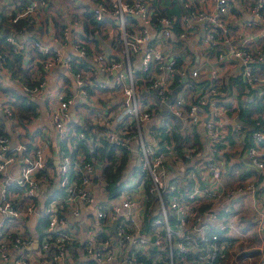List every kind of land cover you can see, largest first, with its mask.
I'll return each instance as SVG.
<instances>
[{
  "label": "built area",
  "instance_id": "1",
  "mask_svg": "<svg viewBox=\"0 0 264 264\" xmlns=\"http://www.w3.org/2000/svg\"><path fill=\"white\" fill-rule=\"evenodd\" d=\"M50 1L16 4L13 1L2 7L0 14L9 19L12 27L22 26L20 38L16 34L6 38L15 53L28 56L26 51H35L34 59L25 58V66L31 70L35 82L27 87L29 92L42 93L47 82L45 74L57 65L70 72L79 87L76 97L64 90L59 94L62 90L59 89L57 103L50 112L59 138L68 146V150L61 152L58 165L62 198L60 205L51 201L39 209L40 189L49 180L44 172L49 149L45 137L42 141L37 137L30 149L26 143L11 148L8 139L0 136V264H71L70 255L75 248H79L82 264H164L162 255L152 252L154 248L166 251L170 264H174L175 258L185 264H264V212L255 209L257 231L261 234L259 244H251L242 224L247 198L256 194L258 183L245 179L231 187L223 184L227 152L224 115L228 110L223 101L229 98V89L222 75H215L214 81L205 83L200 79L201 69L190 65L191 62H182L178 67L177 57L168 51L169 47L185 50L183 56L190 57L186 46L195 39L201 40L203 50L215 51L219 61L237 58L249 83L244 104L255 102L258 88L264 82L255 66L264 62V49L260 45L255 51L249 48L251 38L235 29L232 1L177 0L185 10L181 18L160 17L157 22L153 21L155 0L99 3L92 16L99 22L106 14L117 18L124 31L123 55L114 57L100 52L90 57L85 41L70 35L66 28L62 38L65 43L70 42L81 60L65 57L61 50L27 36L29 28L41 25L39 14L48 8ZM254 1L248 19L243 21L247 25H252V17L260 19L264 9V0ZM129 18L140 19L143 26L127 28ZM261 36L264 39V33ZM2 39L0 31V42ZM141 52L139 72L133 67L132 56ZM9 58L0 52V70L5 71ZM113 71L116 72L113 82L94 79L98 72ZM191 77L195 80L191 81ZM93 86L111 92L120 88L124 96L116 116L105 113L89 128L95 139L90 147L100 146L101 137H105L110 143L137 153L133 158L135 170L115 189L109 187L104 172L106 159H87L84 150L73 156L71 151L78 142L89 141L90 136L75 127L70 107L82 105ZM143 92L149 100H157L158 108L143 98ZM3 97L0 109L8 118H14L17 114L13 100L8 95ZM145 121L151 122L149 140L140 128ZM200 122L207 134L204 156L194 127ZM235 129L243 130V126L238 123ZM43 131L46 133L47 129ZM251 131L249 162L264 173V122L257 120ZM173 132L188 138L180 151L173 139L171 143L163 140ZM135 142L137 146H133ZM15 163L19 164V172L14 178L8 169ZM181 166L187 169L167 179ZM261 197L258 206L264 211V193ZM113 200L121 202L120 205ZM88 205L96 207L92 215L81 210ZM33 214L37 220H45L44 230L36 240L20 231L22 220L25 222ZM70 214L81 219L85 216V236L68 226ZM148 220H152L151 229L146 228ZM253 251L259 252L258 257Z\"/></svg>",
  "mask_w": 264,
  "mask_h": 264
},
{
  "label": "crops",
  "instance_id": "2",
  "mask_svg": "<svg viewBox=\"0 0 264 264\" xmlns=\"http://www.w3.org/2000/svg\"><path fill=\"white\" fill-rule=\"evenodd\" d=\"M15 4L20 1L26 3L28 0H0V9L8 3ZM110 0H51L48 8L43 10L39 14L40 26L29 28L27 36L30 39H38L45 46H49L51 49L61 50L65 57L73 56L76 60H81L80 55L70 45V42L65 43L62 34L63 31L68 28L70 35H75L74 37H80L85 41L88 54L90 57H94L100 52H104L109 56L120 57L122 56V51L124 47V31L119 25V21L116 17L110 14H106L102 22H98L92 16V11L99 3H109ZM132 1V0H128ZM233 11L235 13L236 22L234 24L235 29L243 34L244 37L251 38L248 43L249 48L256 50L257 46H262L264 49V39L262 38V33H264V9L261 12V18L255 20L251 18V24L247 25L243 23L249 17V9H251L252 4L255 3L254 0H231ZM264 8V7H263ZM1 15V14H0ZM141 28L143 26L140 19L129 18L127 23V28ZM201 29L202 25H198ZM4 28L3 21L0 20V31ZM17 38H20V34H16ZM202 37V32L200 34ZM201 40L196 41L192 39V42L187 44L186 50L190 57L183 56L185 50L176 51L169 47L168 51L177 57V61L189 64L194 67L197 66L201 69L200 79L205 83H211L215 80V75H222L224 85L229 89V98L223 103L227 106L228 110L224 115V129H225V139L227 142V152L226 160L224 163L225 171L223 176V184L225 187H231L237 184L241 180L254 179L258 183L259 188L256 194H250L247 198V208L245 209V214L243 216V227L244 230L249 233V240L251 244L257 245L261 241V234L258 233V224L255 220V209L263 208L258 206L261 204V196L264 193V173L253 168L249 162L247 147L252 143L253 138L251 135V129L255 126L257 120L264 122V82L258 88L259 95L257 100L248 105L244 104V100L247 96V89L249 83L246 78L241 73L240 61L234 57H227L225 60L219 61L217 58V53L213 50L205 51L200 47ZM28 56L22 54V63L24 59V64L19 67L15 59L13 60L15 65L12 69H5V71L0 70V91L1 94L9 96L11 99V94L9 92L15 89L28 95L38 102L36 115L29 116L24 119H20L17 115L14 118H8L4 111L0 109V123L4 120L7 124V129L10 133L7 138L11 148H14L20 143L28 144L29 148L32 149L33 141L36 143V138L40 137L41 141L44 139L48 141V163L45 170L46 177L49 179L41 187L38 196L39 209L42 210L51 201H57L60 205L62 198V190L58 185V165L59 157L63 150H68V146L62 143L59 138V133L53 125L50 119V112L53 106L57 103V92L62 89L59 94L64 90L65 94H71L74 97L78 96L79 87L75 80L72 78L71 73L68 72L63 66H55L49 73L45 74V79L47 80L44 91L42 93L33 94L27 90L28 79L23 76V80L19 76L23 75L22 67L25 66V58L29 57L35 58V51H26ZM142 57L143 52L132 56V64L134 69L140 72L142 67ZM188 58V59H187ZM27 59V58H26ZM11 60V57H10ZM21 60V59H20ZM78 66V62H75ZM80 66V65H79ZM78 66V67H79ZM21 68V69H20ZM255 72L259 76H264V62L257 64L255 66ZM15 73L17 75H15ZM30 77L33 80L32 75ZM43 77V75H41ZM214 78V79H213ZM245 80V84L240 82V79ZM94 79L113 82L116 80V72L113 71L111 74H104L98 72ZM93 79V80H94ZM191 81L195 80L190 78ZM95 81V80H94ZM32 82V85L35 83ZM0 94V101L5 100L3 95ZM123 92L119 88L116 92H111L110 90H101L91 87V94L83 102L82 105L77 106L74 104L70 107V117L77 129H84L89 133V128L95 124L105 113L112 116H116L121 108V101L123 99ZM144 99L152 101V106L158 108L157 100L153 98L149 100V96L146 92L142 93ZM157 120V118H154ZM241 124L243 130H236L235 125ZM150 121H145L140 125L141 132H143L146 140L150 139ZM197 131V136L200 140V148L203 149V156L206 154V141L207 134L205 130L204 123L200 122L194 126ZM43 128L47 129L45 133ZM89 135V134H88ZM102 140V137H101ZM84 142V141H80ZM78 142V143H80ZM132 146V144H131ZM133 146H137V142ZM264 146V145H263ZM83 149V148H82ZM77 152L80 150L76 148ZM75 150V151H76ZM84 150V149H83ZM75 151H73V156H75ZM85 151V150H84ZM129 165L124 170L120 182H126L127 177L131 174V169L135 165L133 160L137 156V153L133 150L129 151ZM51 163H53L51 165ZM177 168V171H173L167 176V179H172L183 173L187 167ZM19 172V164L15 163L8 169V174L11 177H17ZM2 184L0 183V187ZM257 197V201H256ZM117 205L121 202L114 201ZM24 203H21V206ZM95 206L88 205L81 210L85 211L86 215H92L95 212ZM70 214L67 219V224L69 227L74 228L80 235L85 236L84 223L85 216L79 217L77 219H71ZM22 220V219H21ZM13 222H19L14 220ZM20 224V223H18ZM22 230L25 235L33 236L36 239L39 238L41 232L45 227V220H37L35 214L31 215L25 222L22 220ZM17 224L14 225L13 230H16ZM31 249L36 250V247ZM79 248H75V251L70 255L71 264H82L79 262ZM255 256L258 257V251H253ZM81 253V251H80ZM211 262H207L208 264Z\"/></svg>",
  "mask_w": 264,
  "mask_h": 264
},
{
  "label": "trees",
  "instance_id": "3",
  "mask_svg": "<svg viewBox=\"0 0 264 264\" xmlns=\"http://www.w3.org/2000/svg\"><path fill=\"white\" fill-rule=\"evenodd\" d=\"M27 2V1H25ZM154 8L155 13H153V21L157 22L160 17H169V18H177L180 19L181 16L185 13V10L183 9L181 3L177 0H155L154 1ZM0 20L3 21L4 24V30L3 31V39L0 42V52L6 53L11 57L8 59L6 63V69H12L15 65L14 59L19 65L24 64V59L22 63V54L15 53L12 46L7 42L6 38L10 34H20V31L23 30L22 26L18 27H12L11 23L8 18H6L3 14L0 15ZM99 22V21H98ZM21 59V60H20ZM178 67L182 66V62H178ZM21 69V68H20ZM23 75L20 77L21 80H23V76H26L25 79H28V87L32 86V78L30 77L31 70L29 68H23ZM15 75H17L15 73ZM33 77V76H32ZM178 82V80H177ZM240 82L245 84V80L243 78L240 79ZM34 83V82H33ZM11 94V99L13 100V104L16 107V114L20 119L27 118L32 115H36L38 102L30 97H28L23 94L22 92L18 90H14L12 92H9ZM253 103V102H252ZM250 104V103H249ZM248 105V103H246ZM90 139L89 141L80 142L78 144V148L80 150H85L86 152V158L92 159V158H99V159H106L107 165L104 168V172L107 174L108 181H109V187L112 188H119L120 187V180L123 175L124 170L129 165V149L126 147L120 146L118 144L110 143L105 137H102V144L98 147L91 148L90 145L92 144V135L94 133L89 131ZM10 133L7 129V124L3 120L0 123V136L9 137ZM172 136V137H171ZM174 140L176 148L180 151L185 146V142L188 140L187 137H184L180 132H173L172 135L164 136L163 140L166 142L171 143V140ZM83 148V149H82ZM76 149H72L71 151H75ZM120 150L122 152H120ZM77 150L75 151V153ZM53 163H51L52 165ZM136 166H134L131 171L135 170ZM45 172V171H44ZM166 202H168V195L165 196ZM151 222L152 220H148L146 223V228L151 229ZM174 222V220H172ZM152 252L160 253L163 257L164 264H170L171 258L169 254L166 251L162 250H156V248L153 249ZM174 264H185L182 262L177 261L175 258ZM189 264V263H188Z\"/></svg>",
  "mask_w": 264,
  "mask_h": 264
},
{
  "label": "rangeland",
  "instance_id": "4",
  "mask_svg": "<svg viewBox=\"0 0 264 264\" xmlns=\"http://www.w3.org/2000/svg\"><path fill=\"white\" fill-rule=\"evenodd\" d=\"M157 204V203H156ZM80 216H77V215H74V214H72L71 216H70V218L71 219H77V218H79Z\"/></svg>",
  "mask_w": 264,
  "mask_h": 264
},
{
  "label": "water",
  "instance_id": "5",
  "mask_svg": "<svg viewBox=\"0 0 264 264\" xmlns=\"http://www.w3.org/2000/svg\"><path fill=\"white\" fill-rule=\"evenodd\" d=\"M164 114H167V112H163ZM171 117L172 118H176V116L174 115V114H171ZM61 216V215H60ZM84 226H85V223H84ZM208 264H210V263H208Z\"/></svg>",
  "mask_w": 264,
  "mask_h": 264
}]
</instances>
